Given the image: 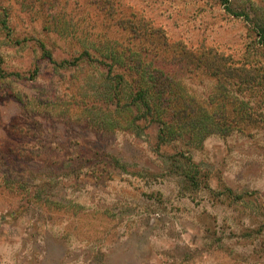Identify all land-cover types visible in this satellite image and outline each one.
<instances>
[{"label": "rangeland", "instance_id": "rangeland-1", "mask_svg": "<svg viewBox=\"0 0 264 264\" xmlns=\"http://www.w3.org/2000/svg\"><path fill=\"white\" fill-rule=\"evenodd\" d=\"M261 21L264 0H0V264H264ZM136 61L169 79H144L158 116Z\"/></svg>", "mask_w": 264, "mask_h": 264}, {"label": "trees", "instance_id": "trees-1", "mask_svg": "<svg viewBox=\"0 0 264 264\" xmlns=\"http://www.w3.org/2000/svg\"><path fill=\"white\" fill-rule=\"evenodd\" d=\"M223 1L225 2L227 0H223ZM130 23H132V22L130 21ZM255 26H256L257 31H258V33H257L258 38H259L258 43L264 45V21L257 22L255 24ZM131 30H133L132 31L133 34L139 33V31H136L135 27H131ZM144 34H146V33H142L141 35H144ZM139 37H140V35H139ZM44 52L47 54V57L51 60L50 52H48L47 50H44ZM84 53H87V51L84 50ZM203 54H205V53H203ZM221 58H222V56H221ZM136 64H137L136 67H134V65H133V69H139L140 71L131 72L133 74L138 75V77L135 78V80L131 79V82H133V84H134L133 89H129V91H128V93L132 94L131 95L132 96L131 101L134 104H137L136 101H141L144 103L143 105H145V107H146V110L143 112L144 115H146L147 113H150V114H153L154 117L158 116L159 112H158V109L156 108V106L154 108H156L157 111H153L154 109H152L150 107V105L148 104V102L145 101L146 99L143 96V94H146L147 92L153 93L152 86L149 85L148 83H146L144 79H145V76H147L148 79H152V78H154L156 80L158 79L157 82H158L159 88L155 91H157L156 93H158V96L162 95V97L164 96V93H166L165 90H167V87L169 84V82H168L169 79L166 76L161 77L160 75H154L153 73H148L150 75L149 76L148 74H146L147 71L141 67V64L139 61H136ZM108 66L110 68L111 64H109ZM116 76L119 79V81L124 80V78H123L124 76L122 74H117ZM126 82L128 83V81H126ZM117 85H118V83L113 84L112 93H111L110 99H109L110 102L114 101L115 107L120 106L119 102L121 101V97L119 95L120 93L117 90ZM170 98H172V97H170ZM174 101L177 102V100H174ZM128 104L129 103H124L123 105L127 106ZM155 104H157V103H155ZM181 106H183V105H181ZM181 106H180V104H178L177 106L174 107L173 111L175 112V114H179V113L183 114L182 117L184 118L185 115H187L188 113L185 110L186 108H182ZM247 111L248 110H245L242 115L247 116V118H249L250 115L247 114ZM190 114H191L190 124H192L194 121L196 122L195 125L192 124L191 128H193V126H196L194 130L195 131L197 130L196 133L201 138H204L209 134L225 132V130H228L227 127H223V125L219 124L214 119H212L211 113L205 109L200 114V116H201L200 119H203L202 121H197L198 120L197 117L192 116L193 115L192 113H189V115L186 116L188 119H190ZM137 117H139V116H137Z\"/></svg>", "mask_w": 264, "mask_h": 264}]
</instances>
